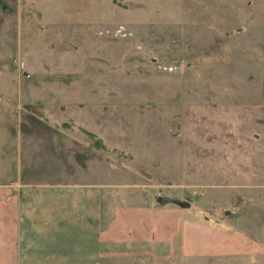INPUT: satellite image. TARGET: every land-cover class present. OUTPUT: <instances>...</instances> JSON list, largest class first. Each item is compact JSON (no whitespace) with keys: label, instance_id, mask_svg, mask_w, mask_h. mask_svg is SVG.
I'll list each match as a JSON object with an SVG mask.
<instances>
[{"label":"rangeland","instance_id":"1","mask_svg":"<svg viewBox=\"0 0 264 264\" xmlns=\"http://www.w3.org/2000/svg\"><path fill=\"white\" fill-rule=\"evenodd\" d=\"M12 137L35 180L139 186L229 237L100 264H264V0H0Z\"/></svg>","mask_w":264,"mask_h":264},{"label":"crops","instance_id":"2","mask_svg":"<svg viewBox=\"0 0 264 264\" xmlns=\"http://www.w3.org/2000/svg\"><path fill=\"white\" fill-rule=\"evenodd\" d=\"M9 149L0 154V264H100L230 248L229 237L185 219L178 202H153L139 186L105 177L35 180L37 167L15 138Z\"/></svg>","mask_w":264,"mask_h":264}]
</instances>
